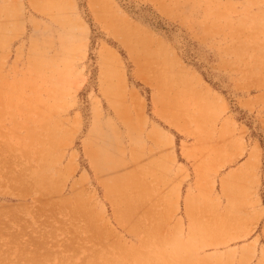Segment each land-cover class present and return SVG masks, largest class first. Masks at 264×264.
Masks as SVG:
<instances>
[{"label":"rangeland","instance_id":"374dc122","mask_svg":"<svg viewBox=\"0 0 264 264\" xmlns=\"http://www.w3.org/2000/svg\"><path fill=\"white\" fill-rule=\"evenodd\" d=\"M0 264H264V0H0Z\"/></svg>","mask_w":264,"mask_h":264},{"label":"bare ground","instance_id":"6f19581e","mask_svg":"<svg viewBox=\"0 0 264 264\" xmlns=\"http://www.w3.org/2000/svg\"><path fill=\"white\" fill-rule=\"evenodd\" d=\"M40 9V8H39ZM50 19V18H49ZM117 19V18H116ZM66 22V21H65ZM109 29V28H108ZM122 33V32H121ZM121 33H120V35H121ZM128 33V32H127ZM126 34H124V39H126L128 36H125ZM131 44H133V43H131ZM131 44H130V42H128V46H129V48H131V49H135V48H133V46H131ZM134 45H137L136 43L134 44ZM133 51V50H132ZM114 62V61H113ZM188 73V72H187ZM108 74V76H109V71L106 69V71H105V75H107ZM105 87V93H107L108 95H110V96H112L114 93H113V88L110 86V85H107V86H104ZM256 103H258V100L254 103V104H249V105H247V107L248 108H253L254 107V105L256 104ZM170 124H172V125H176V126H179L178 124H177V122H176V120L174 121V120H172L171 118H168V117H164ZM185 132V131H184ZM250 159H252V160H255L256 162H258V159H259V155H258V153L257 152H254V153H252V155L250 156ZM123 188H124V185L123 184H121L120 182H115L114 183V185H112V184H109V185H107V189H106V195H107V197L108 198H110L113 202H114V204L117 206L119 203L117 202V201H119L120 200V198H123L122 196H124L125 195V193H124V190H123ZM22 191V190H21ZM23 193V192H22ZM116 193H118L119 194V197L118 196H116ZM245 236V234H241V236H239V237H235V238H240V237H244Z\"/></svg>","mask_w":264,"mask_h":264}]
</instances>
